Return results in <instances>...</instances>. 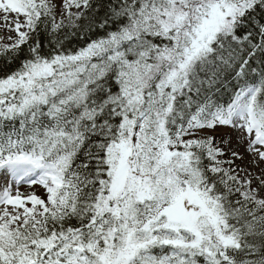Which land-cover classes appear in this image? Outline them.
Returning a JSON list of instances; mask_svg holds the SVG:
<instances>
[{"label": "snow or ice", "instance_id": "snow-or-ice-1", "mask_svg": "<svg viewBox=\"0 0 264 264\" xmlns=\"http://www.w3.org/2000/svg\"><path fill=\"white\" fill-rule=\"evenodd\" d=\"M0 26V264H264V169L215 135L264 162V0H0Z\"/></svg>", "mask_w": 264, "mask_h": 264}, {"label": "rangeland", "instance_id": "rangeland-1", "mask_svg": "<svg viewBox=\"0 0 264 264\" xmlns=\"http://www.w3.org/2000/svg\"><path fill=\"white\" fill-rule=\"evenodd\" d=\"M57 3H59V0H56ZM9 35L7 29L3 26H0V36H7ZM215 135L222 136V137H231V140L229 142L230 150H235L241 153V155L244 156L243 159V167L248 168L249 171H251L254 175L259 176L262 169H264V162L261 161H254V158L246 151V143H237L236 134L234 132H231L230 130H223L220 133L216 132ZM24 192L26 195L35 193L38 195L37 192H34L31 188H25ZM39 196V195H38Z\"/></svg>", "mask_w": 264, "mask_h": 264}, {"label": "trees", "instance_id": "trees-1", "mask_svg": "<svg viewBox=\"0 0 264 264\" xmlns=\"http://www.w3.org/2000/svg\"><path fill=\"white\" fill-rule=\"evenodd\" d=\"M3 64H4V60H3V58H0V66H2ZM216 137H217V140H220L222 138V136H217V135H216ZM221 146L222 147H225L226 148V151L229 150V145L225 146V145L222 144ZM237 163L241 165V162L240 161H237ZM241 167H242V165H241Z\"/></svg>", "mask_w": 264, "mask_h": 264}]
</instances>
